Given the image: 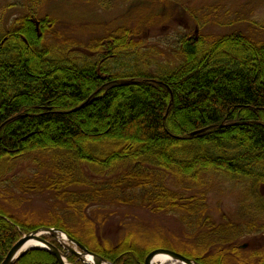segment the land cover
Wrapping results in <instances>:
<instances>
[{
	"label": "trees",
	"instance_id": "1",
	"mask_svg": "<svg viewBox=\"0 0 264 264\" xmlns=\"http://www.w3.org/2000/svg\"><path fill=\"white\" fill-rule=\"evenodd\" d=\"M54 1L0 19V262L24 233L51 226L113 264H144L159 247L198 264H264V243L234 242L254 229L264 242V40L199 25L178 40L172 68L150 72L152 59L137 66L151 50L133 28L88 53L61 39ZM217 180L248 183L244 222L215 220ZM105 206L173 215L191 236L126 224L107 237L87 214ZM14 264L59 262L35 248Z\"/></svg>",
	"mask_w": 264,
	"mask_h": 264
},
{
	"label": "rangeland",
	"instance_id": "2",
	"mask_svg": "<svg viewBox=\"0 0 264 264\" xmlns=\"http://www.w3.org/2000/svg\"><path fill=\"white\" fill-rule=\"evenodd\" d=\"M31 3V0H0L2 25H8L19 12L28 10ZM49 10L56 18L55 29L61 39L71 41L77 50L84 49V53L92 50L96 40L107 37L118 27L137 30L146 44L144 49L151 50L149 55L140 53L137 66L142 67L152 59L148 66L150 72L172 68L174 63L169 62H174L173 49L178 40L183 35L197 34L195 28L199 33V25L202 35L215 37L241 31L264 40V0H55L50 2ZM97 58L91 54L92 60ZM259 190L264 194V185ZM248 192V183L215 181L207 200L215 220L244 222L240 209L251 205ZM37 207L43 208V205L37 203ZM87 214L93 221H99L97 228L110 238L126 224L153 231L162 239L187 241L191 236L190 229L173 215H156L123 206L90 207ZM254 232L255 229L248 234L241 233L234 242L261 246L262 236ZM75 257L78 262L74 264H80ZM166 264L180 263L169 260Z\"/></svg>",
	"mask_w": 264,
	"mask_h": 264
},
{
	"label": "water",
	"instance_id": "3",
	"mask_svg": "<svg viewBox=\"0 0 264 264\" xmlns=\"http://www.w3.org/2000/svg\"><path fill=\"white\" fill-rule=\"evenodd\" d=\"M128 81L129 80L120 79V80H116V83H125ZM45 234L51 235L62 246L63 250L59 249L53 243L45 239L44 237ZM61 234H64L66 236V239L74 246H70L69 244L62 243L58 239V235H61ZM31 241H35L38 243V245L35 246L36 248H44L50 251V253L57 259L59 264H66L63 259L68 255V253L75 254L82 262L86 264H101L102 262L113 264L107 261L106 259H104L103 257L99 256L98 254L88 250L85 246H83L81 243H79L76 239L71 237L69 234H67L63 230L59 228H55V227H49V226H41V227L35 228L23 234L11 246V248L7 252L4 259L0 262V264H14L19 257H21L27 250H29L26 248V245ZM35 247H31V248H35ZM77 249H79L80 251ZM157 253H165L169 255L171 258L183 264H196L192 259L178 252L165 249V248H156L150 251L144 259V264H151L152 258ZM87 255H90L93 257L92 263H87L84 261L83 257H86Z\"/></svg>",
	"mask_w": 264,
	"mask_h": 264
},
{
	"label": "bare ground",
	"instance_id": "4",
	"mask_svg": "<svg viewBox=\"0 0 264 264\" xmlns=\"http://www.w3.org/2000/svg\"><path fill=\"white\" fill-rule=\"evenodd\" d=\"M58 239L62 242L65 243L66 241V236L64 234L58 235ZM38 243L35 241H31L26 245V248H31L34 246H37ZM84 260L86 262H92L93 261V257L90 255H87L86 257H84ZM171 261V257H169V255L165 254V253H157L154 255V257L151 260V264H166L168 261ZM66 264H69L66 259H64ZM101 264H109L107 262H102Z\"/></svg>",
	"mask_w": 264,
	"mask_h": 264
}]
</instances>
